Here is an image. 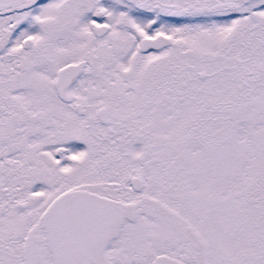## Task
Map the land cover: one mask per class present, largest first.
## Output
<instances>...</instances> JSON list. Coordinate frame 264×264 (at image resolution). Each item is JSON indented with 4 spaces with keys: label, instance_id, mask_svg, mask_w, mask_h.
Masks as SVG:
<instances>
[{
    "label": "snow or ice",
    "instance_id": "obj_1",
    "mask_svg": "<svg viewBox=\"0 0 264 264\" xmlns=\"http://www.w3.org/2000/svg\"><path fill=\"white\" fill-rule=\"evenodd\" d=\"M0 264H264V0H0Z\"/></svg>",
    "mask_w": 264,
    "mask_h": 264
}]
</instances>
